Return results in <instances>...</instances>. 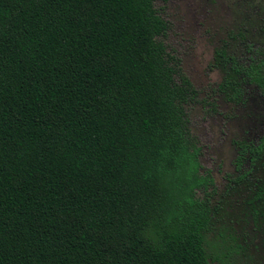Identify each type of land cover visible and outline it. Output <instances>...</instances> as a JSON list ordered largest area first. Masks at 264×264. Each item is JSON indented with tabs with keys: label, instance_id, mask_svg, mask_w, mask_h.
I'll use <instances>...</instances> for the list:
<instances>
[{
	"label": "trees",
	"instance_id": "trees-1",
	"mask_svg": "<svg viewBox=\"0 0 264 264\" xmlns=\"http://www.w3.org/2000/svg\"><path fill=\"white\" fill-rule=\"evenodd\" d=\"M160 1L0 0V264H250L211 236L233 203L264 233V134L220 195ZM212 66L219 100L264 101V43L228 35Z\"/></svg>",
	"mask_w": 264,
	"mask_h": 264
},
{
	"label": "rangeland",
	"instance_id": "rangeland-1",
	"mask_svg": "<svg viewBox=\"0 0 264 264\" xmlns=\"http://www.w3.org/2000/svg\"><path fill=\"white\" fill-rule=\"evenodd\" d=\"M157 7L169 21L165 39L169 52L200 91L190 111L191 129L201 147L202 170L212 172L222 195L230 177L238 174V143L256 141L264 134V101L253 99L236 107L219 100L215 89L220 73L212 66L214 51L222 39L238 32L250 43H264V0H165ZM232 207H226L232 225L227 221L228 230L219 226L225 239L219 233L211 236L214 257L227 262L225 255L234 253L230 245L235 241L245 247L250 264H264V233L253 221L242 220L237 203ZM241 259L245 264V258Z\"/></svg>",
	"mask_w": 264,
	"mask_h": 264
}]
</instances>
